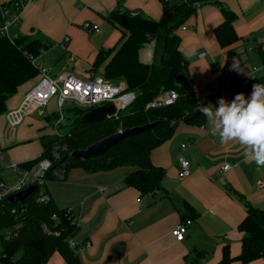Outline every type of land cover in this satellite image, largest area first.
Here are the masks:
<instances>
[{"label":"crops","instance_id":"1","mask_svg":"<svg viewBox=\"0 0 264 264\" xmlns=\"http://www.w3.org/2000/svg\"><path fill=\"white\" fill-rule=\"evenodd\" d=\"M9 1L0 0V4ZM220 1L236 14L233 25L239 38L235 41L224 46L218 43L214 28L222 22V14L213 2L198 5L183 22L184 28L177 29L196 99L203 104L216 103L209 86L219 78L217 67L231 65L234 59L240 68L232 74L249 73L260 64L256 47L264 41V0ZM118 6L138 10L142 18L156 22L164 8L162 0H31L9 30L47 44L44 52L50 55L42 52L37 60L52 75L63 69L76 74L80 68V77L86 78L96 52L120 40L119 28L106 19ZM84 22L96 24L98 31L86 32ZM65 35L69 40L62 48L57 43ZM154 44L150 40L139 49L142 62L151 61ZM200 51L205 54L199 56ZM71 55L74 59L69 63ZM263 74L264 69L257 76ZM39 77L37 73L21 83L0 115L1 177L6 181L14 178L10 163L38 157L43 137L52 134L53 122L48 117L55 111L54 98L39 106L28 105L15 124L7 117L23 104ZM250 91L251 87L244 94ZM184 142L188 145L182 153L189 160L190 173L180 177L176 157ZM244 147L236 140L221 142L213 136L202 114L199 123L179 121L172 135L151 150V163L164 169L160 189L140 193L124 186L122 180L132 166L97 172L73 167L65 175L61 171L47 179L45 187L55 205L70 208L75 215L74 251L80 264H215L223 245L232 254L240 250L242 232L237 225L245 214V203L264 209V165L257 166L251 156L245 157ZM225 163L230 168L222 171ZM186 213L191 222L184 238L177 240L170 231ZM47 262L65 264L58 253ZM235 264H264V257Z\"/></svg>","mask_w":264,"mask_h":264},{"label":"trees","instance_id":"2","mask_svg":"<svg viewBox=\"0 0 264 264\" xmlns=\"http://www.w3.org/2000/svg\"><path fill=\"white\" fill-rule=\"evenodd\" d=\"M162 2L166 10L155 34H148L143 29L141 15H131L120 6L112 10L106 19L119 28L120 40L112 47L99 49L89 68V77L101 74L111 83L124 82L125 90L134 92L131 102L118 112L116 118L105 117L93 122L80 120L81 115L91 107L76 104L66 107L63 110L66 123L59 126L67 133L60 138L56 135L44 136L40 155L24 162L26 166L40 158H48L51 166L46 173L47 179L61 171L65 175L73 167L97 172L118 166H132L134 169L122 180L124 186H132L140 193L161 188L164 169L151 163V150L172 135L179 121L199 123L202 117V113L197 110V104L201 102L194 93V82L187 71L188 58L180 50L177 29L195 12L198 5L213 2L220 7L222 14V22L214 28L218 43L224 46L239 38L233 25L236 14L223 7L220 0H176L171 5L164 0ZM2 20L0 14V22ZM150 40H155L153 57L145 63L139 59L138 52ZM46 46L38 37L19 34L12 41L0 37V115L6 111V100L17 87L38 73L32 58L39 56ZM256 50L260 64H264V41ZM254 83L264 84V74L235 88L237 92L245 93ZM169 89L178 94L172 104L145 107L155 96ZM56 118L58 113L54 111L48 120L53 122ZM151 122L156 123L150 128L126 135L100 155L75 158L69 154L74 149L86 148L92 142L116 132L118 128H131ZM48 141L51 143L48 144ZM54 145L58 146L56 155L52 152ZM37 193L36 186L24 199L19 213L18 204H15V214L10 213L12 202L4 200V206H0V227L12 226L15 217L21 223L16 237L1 241L4 255L0 264H46L54 253H58L65 264H80L74 248L67 241L74 236L78 226L65 215V208L58 207L51 199L38 202ZM53 213L57 216L56 220L51 218ZM189 215L184 214L181 220L190 219ZM43 223L49 230L59 233H46L42 229ZM237 228L242 232L239 252L232 254L230 247L225 244L215 264L246 263L264 257V209L245 203V214Z\"/></svg>","mask_w":264,"mask_h":264},{"label":"built area","instance_id":"3","mask_svg":"<svg viewBox=\"0 0 264 264\" xmlns=\"http://www.w3.org/2000/svg\"><path fill=\"white\" fill-rule=\"evenodd\" d=\"M31 0H11L7 3L0 4V14L3 20L0 22V37L6 38L12 41L18 36L17 33H11L9 27L16 24L20 19V14L23 6ZM131 15H137L138 10H130ZM82 28L86 32L98 31L96 24L84 22ZM184 28V26H182ZM69 40V36L65 35L61 40L58 41V45L62 48L66 46ZM43 48L40 53L44 52ZM205 54V51H200L199 56ZM38 56L32 58V63L37 67L39 80L34 88L27 94L23 104L16 110L9 111L7 113L8 120L11 124L19 122L23 116V111L27 110L28 105L34 104L35 106L46 103L50 98L55 99V112L58 113L53 123L52 134L60 135L58 127L64 120L63 105L65 101L74 102V104L81 107H95L98 105L113 104L115 110L111 114H106V118L117 117L118 112L128 105L134 97V92L126 91L125 83L120 81L117 84L111 83L106 80L101 74H96L93 77H80L68 69L61 70L60 73L52 75L48 68L40 64L37 60ZM74 57L71 55L68 59L69 63H72ZM264 69V64L254 65L251 71L245 75L237 76L232 74L233 69L230 64H224L217 67L219 72V78L213 81L209 86V92L215 96H223L225 99L230 100L232 96L237 93L235 88L236 85H246L257 77L260 70ZM178 97L175 90L169 89L159 93L151 101L146 103V108L159 107L163 105L172 104ZM122 128H118L117 131H121ZM188 142L181 143V151L176 157L178 166V175L185 177L190 173L189 160L184 156L182 151L187 147ZM57 145L53 146L52 152L56 155ZM1 160V152H0ZM11 172L14 178L11 181H6L1 177V164H0V206H4V200L12 202L13 205L9 207L10 213H16L15 204L20 205L18 200L10 201L8 197L19 191L24 190L28 186H33V190L37 186L38 193L36 200L38 202H46L50 199L49 193L45 187L46 185V173L51 166V161L44 157L34 161L29 166H26L24 162H12L10 163ZM230 168L228 163L222 165L221 170L225 171ZM31 191V192H32ZM30 192V193H31ZM23 205V203H22ZM22 205L19 206L18 213L21 211ZM65 215L78 226L75 215L70 208H65ZM18 215V214H17ZM16 215V216H17ZM53 220L57 219L56 214H52ZM191 222L190 219H185L177 223L172 229L171 234L177 240L184 238L186 227ZM21 226L19 220L15 217V222L10 227H0V260L4 255L1 249V241L4 239H10L18 235V229ZM42 229L46 233L58 234V231H51L43 223ZM68 244L71 248H75L76 244L73 237H70Z\"/></svg>","mask_w":264,"mask_h":264},{"label":"clouds","instance_id":"4","mask_svg":"<svg viewBox=\"0 0 264 264\" xmlns=\"http://www.w3.org/2000/svg\"><path fill=\"white\" fill-rule=\"evenodd\" d=\"M239 71L233 59L230 65ZM213 136L221 142L238 141L244 156H251L257 166L264 165V84L254 83L248 95L235 93L230 100L223 96L212 102L197 104Z\"/></svg>","mask_w":264,"mask_h":264},{"label":"water","instance_id":"5","mask_svg":"<svg viewBox=\"0 0 264 264\" xmlns=\"http://www.w3.org/2000/svg\"><path fill=\"white\" fill-rule=\"evenodd\" d=\"M166 10V8H163V12ZM141 25L143 29L148 34H155L158 31L159 24L155 20H152L150 18H142L141 19ZM115 110L113 104L108 105H98L93 108H90L86 112H84L80 120L82 122H93V121H100L105 118L106 114H111ZM156 122L146 123L141 126H134L131 128H125L121 131H116L108 136L103 137L100 140L94 141L91 144H89L86 148L82 149H74L69 154L72 157L75 158H84L88 156H97L102 153H104L108 148L112 147L116 143H118L121 139H123L126 135L136 133L138 131H141L143 129L150 128L153 126ZM33 190V186H28L22 191H19L13 195H10L8 197V200L10 201H16L18 200L20 202V205H22L24 199L26 196L30 194V192Z\"/></svg>","mask_w":264,"mask_h":264},{"label":"rangeland","instance_id":"6","mask_svg":"<svg viewBox=\"0 0 264 264\" xmlns=\"http://www.w3.org/2000/svg\"><path fill=\"white\" fill-rule=\"evenodd\" d=\"M9 29H10V28H9ZM10 31H11V30H10ZM44 54H45V55H44ZM43 55H44V56H46V55L49 56L50 54H46V51H45V52L43 53ZM42 58H43V57H42ZM39 61H42V59L40 58ZM98 71L100 72L101 69L98 70ZM74 72H75L77 75H79V76H83V74L80 73V72H81V71H80V68H76ZM72 105H75L74 102H72V101H71V102L65 101V102H64V105H63V110H64L66 107H68V106H72ZM48 107H49V106H47V109H48ZM64 114H65V111H64ZM50 122H51V119L49 120V123H50ZM62 123H66V120H63ZM58 130H59L60 135H56V137H59V138H60V137H63L64 134L67 133L66 130H65L64 128L60 127V126L58 127ZM53 135H54V134H50V133H49L48 135H46V137H52ZM49 142L51 143V141H48V144H49ZM46 264H50V263L47 262Z\"/></svg>","mask_w":264,"mask_h":264},{"label":"bare ground","instance_id":"7","mask_svg":"<svg viewBox=\"0 0 264 264\" xmlns=\"http://www.w3.org/2000/svg\"><path fill=\"white\" fill-rule=\"evenodd\" d=\"M78 106V105H77ZM38 109V108H37ZM32 110V109H31Z\"/></svg>","mask_w":264,"mask_h":264}]
</instances>
